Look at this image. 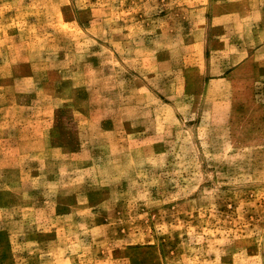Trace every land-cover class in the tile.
<instances>
[{
    "label": "rangeland",
    "instance_id": "1",
    "mask_svg": "<svg viewBox=\"0 0 264 264\" xmlns=\"http://www.w3.org/2000/svg\"><path fill=\"white\" fill-rule=\"evenodd\" d=\"M0 264H264V0H0Z\"/></svg>",
    "mask_w": 264,
    "mask_h": 264
},
{
    "label": "crops",
    "instance_id": "2",
    "mask_svg": "<svg viewBox=\"0 0 264 264\" xmlns=\"http://www.w3.org/2000/svg\"><path fill=\"white\" fill-rule=\"evenodd\" d=\"M232 73H233V71L229 72L228 74H225V76H223V78L211 79L210 81H212V82L226 81L227 79H229V77L231 76ZM31 79H32V77H24V78H20L19 82L22 83V81H27V80L31 81ZM4 122H6V121H4Z\"/></svg>",
    "mask_w": 264,
    "mask_h": 264
}]
</instances>
